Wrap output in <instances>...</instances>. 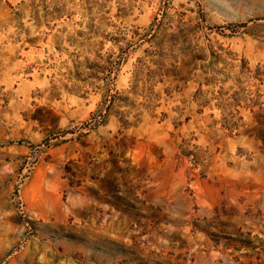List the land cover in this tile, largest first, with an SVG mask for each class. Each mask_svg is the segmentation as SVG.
<instances>
[{
  "label": "rangeland",
  "instance_id": "1",
  "mask_svg": "<svg viewBox=\"0 0 264 264\" xmlns=\"http://www.w3.org/2000/svg\"><path fill=\"white\" fill-rule=\"evenodd\" d=\"M0 264H264V0H0Z\"/></svg>",
  "mask_w": 264,
  "mask_h": 264
}]
</instances>
